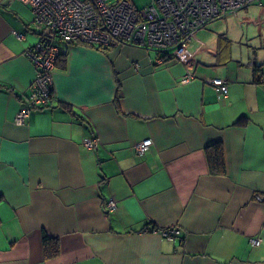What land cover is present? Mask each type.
Segmentation results:
<instances>
[{
  "label": "crops",
  "instance_id": "1",
  "mask_svg": "<svg viewBox=\"0 0 264 264\" xmlns=\"http://www.w3.org/2000/svg\"><path fill=\"white\" fill-rule=\"evenodd\" d=\"M33 17L0 0V264H264V38L239 56L228 15L163 64L136 44L63 43L52 102L18 124L37 73Z\"/></svg>",
  "mask_w": 264,
  "mask_h": 264
},
{
  "label": "built area",
  "instance_id": "2",
  "mask_svg": "<svg viewBox=\"0 0 264 264\" xmlns=\"http://www.w3.org/2000/svg\"><path fill=\"white\" fill-rule=\"evenodd\" d=\"M24 1L33 6L32 28L39 34V40L27 50L37 73L27 103L16 115L18 124H22L34 108L48 106L52 102L53 72L63 43L81 42L100 48L136 44L155 50L156 63L163 64L166 56L184 60L186 44L212 21L251 5L264 8V0H152L142 8L136 7L131 0ZM193 77L187 74L183 81ZM209 82L224 97L227 96V80L211 77ZM84 145L95 149L98 138H85ZM151 145L152 139L148 138L137 143L135 149L144 154ZM116 207L114 199L106 204L108 211ZM161 233L173 238L179 230L172 227L161 230ZM252 243L258 245L260 240L252 239Z\"/></svg>",
  "mask_w": 264,
  "mask_h": 264
},
{
  "label": "rangeland",
  "instance_id": "3",
  "mask_svg": "<svg viewBox=\"0 0 264 264\" xmlns=\"http://www.w3.org/2000/svg\"><path fill=\"white\" fill-rule=\"evenodd\" d=\"M136 7L142 8L150 4L152 0H131ZM29 8V7H28ZM223 18V17H221ZM231 23L225 27L231 28L234 38L233 51L239 56L254 57V51L261 50L259 44L260 36L264 38V8L258 5H251L237 13L230 14ZM235 24V25H234ZM226 29V28H225ZM228 33V31H225ZM39 39L38 34H33ZM244 36V39L242 40ZM252 41L249 38H252ZM38 41V40H37ZM251 52V54H249Z\"/></svg>",
  "mask_w": 264,
  "mask_h": 264
},
{
  "label": "trees",
  "instance_id": "4",
  "mask_svg": "<svg viewBox=\"0 0 264 264\" xmlns=\"http://www.w3.org/2000/svg\"><path fill=\"white\" fill-rule=\"evenodd\" d=\"M75 44V43H74ZM170 59L168 56L164 58V60ZM254 72L257 76V80H261L262 78V66L259 64H254ZM65 107H68V104H64ZM210 161L212 165H214L216 168L222 164V152L221 149L218 146H215L212 155L210 153ZM44 244H45V254L47 257H56L59 253V247L58 243L51 239L50 237L44 235Z\"/></svg>",
  "mask_w": 264,
  "mask_h": 264
},
{
  "label": "water",
  "instance_id": "5",
  "mask_svg": "<svg viewBox=\"0 0 264 264\" xmlns=\"http://www.w3.org/2000/svg\"><path fill=\"white\" fill-rule=\"evenodd\" d=\"M253 62V61H252Z\"/></svg>",
  "mask_w": 264,
  "mask_h": 264
}]
</instances>
